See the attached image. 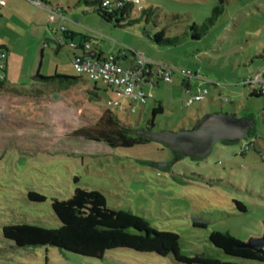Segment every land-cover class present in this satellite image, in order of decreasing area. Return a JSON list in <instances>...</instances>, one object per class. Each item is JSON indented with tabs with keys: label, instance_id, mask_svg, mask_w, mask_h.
<instances>
[{
	"label": "rangeland",
	"instance_id": "1",
	"mask_svg": "<svg viewBox=\"0 0 264 264\" xmlns=\"http://www.w3.org/2000/svg\"><path fill=\"white\" fill-rule=\"evenodd\" d=\"M21 1L25 5L9 17L22 26L9 36L14 47L7 80L26 95L19 107L0 104V264H181L142 237L111 244L93 257L54 246L16 247L3 238L6 224L56 228L51 200L67 199L76 188L99 190L108 207L139 213L155 229L177 233L182 254L264 264L226 256L208 239L212 231L242 242L264 233V96L252 95L247 84L264 71V0H139L142 10L132 7L125 25L104 20L83 1L46 0L52 8ZM32 16L37 25L22 32ZM61 26L90 37L106 54L135 52L197 76L188 78L187 88L177 73L171 82L155 78L142 85L148 95L144 103L129 104L101 82L91 96L93 82L72 62L80 50L60 40ZM160 31L165 39L158 43L152 36ZM36 73L78 79L71 87L58 79L36 84L31 81ZM204 89V100L187 104ZM36 93L43 102L30 98ZM108 98L122 103L107 106ZM155 104L163 112L154 116L152 131L190 129L205 114L229 113L252 120L255 142L244 151L251 136L216 142L209 156L193 159L177 157L154 141L111 148L67 135L108 107L121 123L146 127ZM29 191L45 200L30 201ZM234 200L246 211H238ZM194 219L206 226H193Z\"/></svg>",
	"mask_w": 264,
	"mask_h": 264
},
{
	"label": "trees",
	"instance_id": "2",
	"mask_svg": "<svg viewBox=\"0 0 264 264\" xmlns=\"http://www.w3.org/2000/svg\"><path fill=\"white\" fill-rule=\"evenodd\" d=\"M43 1L45 2V0ZM80 1H83L86 5H91L93 11L104 20L112 21L114 19L116 25L129 23L130 21L124 23L122 21L124 16L134 7L131 1L124 0H109L108 7H102L101 0H76V2ZM70 34L71 32L65 30L61 32V37L65 41L70 40L74 43L75 48L80 49V54H83L85 50L80 43L90 41V38L81 34L74 35L71 38ZM152 37L158 43L165 39L161 31L156 32ZM198 37L197 34L192 35V38ZM56 44L58 47L62 45ZM99 55H103V53H99ZM55 79L66 82L71 87L78 77L57 75L45 77L38 73L31 76V81L36 84H49ZM88 80L90 79L88 78ZM186 80H182V87H186ZM90 81L93 82L94 86L88 90V93L93 96L96 95L98 82ZM251 94L264 96L260 91L254 89H252ZM35 95L38 96V93ZM162 112V106L155 104L151 110V118L147 121L146 128L150 129L153 125L154 116ZM136 129L121 123L108 107L101 110L97 119L91 124L76 127L69 131L67 135L72 140L80 139L102 143L111 148L131 147L151 141L136 134ZM254 135V129L251 127L247 131V136L253 138ZM222 143L227 144L228 142ZM250 144H248L247 149L250 148ZM172 152L177 157H181L178 153ZM27 197L30 201L35 202L45 200V196L34 191H29ZM234 204L238 211H246L245 206L240 201L234 200ZM51 209L59 221V225L56 228H46L33 223L6 224L2 227L3 238L13 243L16 247L54 246L82 256L93 257L102 255L105 248L111 244L127 243L128 239L132 237H142L147 241L153 242L147 246H156L163 255L172 254L174 261L181 264H244L229 259L221 260L208 255L201 256L196 254L188 256L182 254L177 233L155 229L139 213L108 207L104 195L99 190L76 188L67 199H52ZM192 225L195 227L206 226L204 222H193ZM208 239L215 248L226 256L258 262L264 261V253L258 251L257 248L241 246L244 242L229 233L212 231Z\"/></svg>",
	"mask_w": 264,
	"mask_h": 264
},
{
	"label": "built area",
	"instance_id": "3",
	"mask_svg": "<svg viewBox=\"0 0 264 264\" xmlns=\"http://www.w3.org/2000/svg\"><path fill=\"white\" fill-rule=\"evenodd\" d=\"M36 3L39 6H45L43 0H30ZM131 1L132 4L141 10L139 0H124ZM102 7H108L109 0H101ZM5 6V0H0V11ZM65 31L61 27V32ZM60 40L63 41L60 36ZM70 45L75 47V44L70 42ZM81 47L85 50L83 54L74 55L72 62L73 66L80 74L86 75L90 80L101 82L112 91L114 95H121L128 99L129 104L131 102L143 103L147 98L142 85L146 83H154L155 78L158 81L171 82L173 74L177 73L180 75L183 80L191 76H194L195 73L190 69H174L163 64L150 61L142 56V54H137L132 52L130 55L121 53L125 55V61L130 60V63L122 64V60L118 55L113 54H103L99 55L98 53L93 52L90 49V41L80 43ZM6 68V52L0 50V75L4 77ZM248 86L251 89L260 91L264 95V71L257 74L255 78L249 79L247 81ZM255 84L257 85L255 89ZM183 88H187L183 87ZM207 93V90L204 89L198 95H195L187 104L193 102H199L204 100V95ZM152 97V94H150ZM122 103L121 100L117 98H108L106 100V105L108 106H119ZM127 111H132L133 108L126 109ZM254 139L249 143H253ZM249 143H246L243 146V151L247 149Z\"/></svg>",
	"mask_w": 264,
	"mask_h": 264
},
{
	"label": "water",
	"instance_id": "4",
	"mask_svg": "<svg viewBox=\"0 0 264 264\" xmlns=\"http://www.w3.org/2000/svg\"><path fill=\"white\" fill-rule=\"evenodd\" d=\"M254 126L251 119L236 117L229 113H209L198 119L190 129L170 131L161 129L137 128L136 134L154 141L184 157L202 159L211 153L216 142H236L247 136ZM201 222V220H193ZM241 246L257 248L264 253V233L259 238H250Z\"/></svg>",
	"mask_w": 264,
	"mask_h": 264
},
{
	"label": "crops",
	"instance_id": "5",
	"mask_svg": "<svg viewBox=\"0 0 264 264\" xmlns=\"http://www.w3.org/2000/svg\"><path fill=\"white\" fill-rule=\"evenodd\" d=\"M45 4L52 8V6L50 4H48L46 2H45ZM17 5H20L19 7H22L23 5H25V3H23V1H21V0H5V6L0 11V50H4L6 52L5 77L3 78V80H0V85H1V88H0V92H1L0 104H2V106H6V105L10 106V104H11V105H14L15 108L19 107L21 105V102L24 101V100H21V98L24 99V97L26 95V94H23L22 91H19L20 88H17L16 86L10 87L11 83L8 82V80H7L8 71H9V67L7 66L9 53H10V49L14 47V42H12V44H10V42H9V36H10V34H12L11 31H13V29H15V28L19 29L20 28V30H21V26H22V25H19L17 23H13V20L9 18L16 13V11L18 9ZM26 21L27 22L24 23V29L22 32L33 31V27L35 25H37L35 16H32L31 19L26 20ZM62 28H64V27H62ZM64 29L66 31L71 32V34H70L71 38L74 35H80V33L73 32L68 28H64ZM53 33H55V32H53ZM81 35H84V34H81ZM84 36H86V35H84ZM86 37H88V36H86ZM66 41L71 42L70 40H66ZM73 41L75 42L74 39H73ZM75 49H77V48H75ZM90 49L93 50V52L98 53V54L99 53L106 54L99 46L93 47L91 43H90ZM78 50H80V49H78ZM80 53H81V50H80ZM73 55H78V54L75 53ZM119 55H120L119 56L120 60L125 61L126 56L121 55V54H119ZM127 63H130V60H128ZM194 73H195L194 76H197L196 75L197 72L195 71ZM7 83H9V85ZM185 83H186V86L188 87L189 86V80H186ZM34 96H31L33 100L41 101V102L44 101L43 97H39L37 95H34Z\"/></svg>",
	"mask_w": 264,
	"mask_h": 264
},
{
	"label": "flooded vegetation",
	"instance_id": "6",
	"mask_svg": "<svg viewBox=\"0 0 264 264\" xmlns=\"http://www.w3.org/2000/svg\"><path fill=\"white\" fill-rule=\"evenodd\" d=\"M147 126V125H146ZM255 142V141H254Z\"/></svg>",
	"mask_w": 264,
	"mask_h": 264
}]
</instances>
